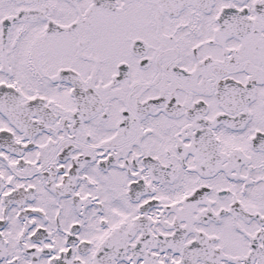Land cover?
I'll list each match as a JSON object with an SVG mask.
<instances>
[{
    "label": "snow or ice",
    "instance_id": "6c2138e0",
    "mask_svg": "<svg viewBox=\"0 0 264 264\" xmlns=\"http://www.w3.org/2000/svg\"><path fill=\"white\" fill-rule=\"evenodd\" d=\"M0 264H264V0H0Z\"/></svg>",
    "mask_w": 264,
    "mask_h": 264
}]
</instances>
